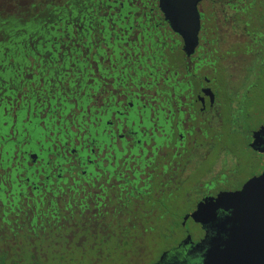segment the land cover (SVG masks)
<instances>
[{"label":"flooded vegetation","instance_id":"obj_1","mask_svg":"<svg viewBox=\"0 0 264 264\" xmlns=\"http://www.w3.org/2000/svg\"><path fill=\"white\" fill-rule=\"evenodd\" d=\"M184 2L88 0V29L97 27L102 42L88 46L82 68L88 69V100L78 108L72 103L84 111V123H63L67 133L36 140L34 149L23 141L27 188L85 179L89 257L202 264L227 211L208 208L201 221L190 213L204 197L238 190L264 170H241L243 149L257 156L258 165L264 155L250 146L252 132L264 125V117L253 119L251 105L264 66V0H196L198 28L190 50L166 18L184 14ZM62 82L50 85L59 90ZM210 153L190 208L174 211L167 200Z\"/></svg>","mask_w":264,"mask_h":264},{"label":"trees","instance_id":"obj_2","mask_svg":"<svg viewBox=\"0 0 264 264\" xmlns=\"http://www.w3.org/2000/svg\"><path fill=\"white\" fill-rule=\"evenodd\" d=\"M68 9L71 17H79L69 20L71 18L65 15L64 8H51L50 12L56 16L49 22L38 19L18 22L14 18L0 20L2 233L32 232L60 225L62 228L69 216H73L79 222L73 223L72 227L85 234L82 239L88 237V192L83 190L82 186L85 179L77 178L72 181L73 184L60 182L59 185H55L53 181L52 184L31 189L26 187L24 175L21 174L25 163V154L22 153L24 140L34 149L32 144L36 140L43 143L46 142L45 139L49 140L55 136L56 131H59L58 135L67 133L69 128H62L63 123H84L79 119L80 115L85 114L84 111L77 110L88 100V69L82 72V68L88 65V46H93L96 42L91 43L88 8L79 15L74 7L69 6ZM60 46L67 47L62 51L63 54H58ZM80 72L85 76L77 77L81 75ZM59 80L63 81V88L54 90L50 84L55 85ZM47 89L52 91L47 93ZM35 97L39 98L37 102L35 100L38 98ZM68 98L75 101L71 102ZM43 99L49 102L47 109ZM64 99L66 103L70 102V105L64 104ZM72 103H76L77 108L72 107ZM33 105H38L36 110H33ZM59 108L62 110L58 111ZM68 112L71 114L66 116ZM56 120L59 121L57 125ZM41 121L43 125L39 124ZM81 190L83 193L79 192ZM61 192L64 194L60 196ZM115 233L111 231V234ZM82 239L65 246L52 258H45L46 263L81 264L85 259L88 260L85 258L88 256V238ZM33 242L34 240L24 246L13 247L12 244L17 243L0 241V264H43L44 259H40L36 254L42 245L36 246ZM113 242L117 243L116 240ZM112 245L109 246L110 249Z\"/></svg>","mask_w":264,"mask_h":264},{"label":"water","instance_id":"obj_3","mask_svg":"<svg viewBox=\"0 0 264 264\" xmlns=\"http://www.w3.org/2000/svg\"><path fill=\"white\" fill-rule=\"evenodd\" d=\"M195 1L185 0V13L180 16L171 17L164 11L189 50L196 44L198 28ZM250 146L264 152V125L252 132ZM208 208H220L227 214L215 226L216 233L209 240L202 264H264V170L248 178L238 190L204 197L190 217L201 221Z\"/></svg>","mask_w":264,"mask_h":264},{"label":"rangeland","instance_id":"obj_4","mask_svg":"<svg viewBox=\"0 0 264 264\" xmlns=\"http://www.w3.org/2000/svg\"><path fill=\"white\" fill-rule=\"evenodd\" d=\"M78 4L80 5V8L77 9ZM69 6L74 7L76 9V14L79 15L81 11H83L85 8H88V0H0V20L14 18L18 22H24L29 19L34 21L37 19L39 21L45 20L46 22H49L56 16V14L50 12L51 8L60 10L64 8L65 15L71 18L69 20H76L79 16L71 17V13L68 9ZM94 22L95 21H93V24ZM90 31L92 42L98 41L96 43H98V46H100L102 40L100 39L101 34L97 31V27H94V29ZM65 47L66 46H60L58 54H61V52L65 50ZM80 49L83 50V48ZM260 70L262 71V77L254 80L256 81V88H254V96L251 103L253 108L256 109V113L253 117L254 120L264 117V102H260L261 97L264 95V66L263 68H260ZM239 137L241 136L235 138V143H237L236 141ZM227 143L230 144V142ZM242 155L244 160V166L241 169L243 171V175L246 172H249L250 169L254 171L255 169H260L262 166H264L263 154H259L262 159L260 160L259 165L258 161H255L257 158L255 154H249L246 149H243ZM212 159L213 154L210 153L207 158L202 163H200V165L195 168L191 174H189L188 178L182 181L174 190L175 194L173 195V198L167 200L168 204L173 208L174 211H184L190 208L193 200L191 190H195L196 187H199L197 178L200 176V174L205 172ZM247 167L250 168L246 169ZM78 222V219H75L73 216H69L68 220L62 225V228L60 225L59 227H49L32 232L21 231L15 234H7L0 231V241L7 242L8 240L11 243H17L12 244L13 247H17L18 245L24 246L27 242L34 240V245H42V247L37 249L36 254L39 255L40 259H44L42 260L43 264H47V261H45L46 259L52 258L54 254L59 252L65 246L72 245L71 243L82 239V237L85 236V234H83L80 229L72 227L73 223ZM90 226H92V222L88 218V237H85L82 240H85L86 238L89 240L91 238L90 236L92 233L90 232ZM85 258H88V260L85 259V261H83L81 264H119L120 261L117 258L115 259L113 256L98 261L93 260L96 258L89 257V255Z\"/></svg>","mask_w":264,"mask_h":264}]
</instances>
